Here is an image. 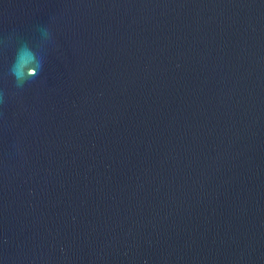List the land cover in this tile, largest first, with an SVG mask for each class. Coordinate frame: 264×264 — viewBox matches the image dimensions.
<instances>
[{
  "label": "water",
  "instance_id": "water-1",
  "mask_svg": "<svg viewBox=\"0 0 264 264\" xmlns=\"http://www.w3.org/2000/svg\"><path fill=\"white\" fill-rule=\"evenodd\" d=\"M0 264H264V0H0Z\"/></svg>",
  "mask_w": 264,
  "mask_h": 264
},
{
  "label": "clouds",
  "instance_id": "clouds-1",
  "mask_svg": "<svg viewBox=\"0 0 264 264\" xmlns=\"http://www.w3.org/2000/svg\"><path fill=\"white\" fill-rule=\"evenodd\" d=\"M34 57L28 50H24L17 58L15 62V66L13 68V74L17 80H22L24 78L23 75V66L32 63Z\"/></svg>",
  "mask_w": 264,
  "mask_h": 264
}]
</instances>
